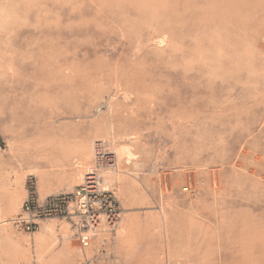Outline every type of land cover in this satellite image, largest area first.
Returning <instances> with one entry per match:
<instances>
[{"label":"rangeland","instance_id":"obj_1","mask_svg":"<svg viewBox=\"0 0 264 264\" xmlns=\"http://www.w3.org/2000/svg\"><path fill=\"white\" fill-rule=\"evenodd\" d=\"M109 161L93 264H264V0H0V264H79L11 220Z\"/></svg>","mask_w":264,"mask_h":264},{"label":"built area","instance_id":"obj_2","mask_svg":"<svg viewBox=\"0 0 264 264\" xmlns=\"http://www.w3.org/2000/svg\"><path fill=\"white\" fill-rule=\"evenodd\" d=\"M103 142L93 144L94 162L91 174H85L82 184L71 192L39 199L35 182L27 179L26 197L20 212L11 220L17 232L32 236L40 223L50 219L63 220L73 228L81 260L79 264H93L86 252L96 245L106 247L112 243L119 227V213L113 205V191L104 183L100 173L111 164ZM88 173V172H86ZM109 187V189L105 187Z\"/></svg>","mask_w":264,"mask_h":264},{"label":"crops","instance_id":"obj_3","mask_svg":"<svg viewBox=\"0 0 264 264\" xmlns=\"http://www.w3.org/2000/svg\"><path fill=\"white\" fill-rule=\"evenodd\" d=\"M37 194H38V193H37ZM59 194H60V193H59ZM55 195H56V194H55ZM48 196H51V195L43 196V197H41V198H40L39 195H38L39 199H41V200L44 199V198H46V197H48ZM7 224H8V223H7L6 221H3V222L0 223V226H6ZM15 231H16V230H15ZM16 232H17V231H16ZM18 233L21 234V232H18ZM23 234H24V233H23ZM34 234H35V233H34ZM34 234H33V235H34ZM33 235H32V236H33Z\"/></svg>","mask_w":264,"mask_h":264},{"label":"bare ground","instance_id":"obj_4","mask_svg":"<svg viewBox=\"0 0 264 264\" xmlns=\"http://www.w3.org/2000/svg\"><path fill=\"white\" fill-rule=\"evenodd\" d=\"M90 171H91V167H88V168H87V172H88V173H86V174H91V173H90ZM105 188L109 189V187H108V186H107V187H105Z\"/></svg>","mask_w":264,"mask_h":264}]
</instances>
